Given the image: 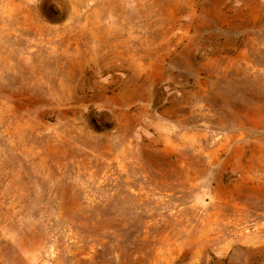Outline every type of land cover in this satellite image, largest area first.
Wrapping results in <instances>:
<instances>
[{
	"label": "rangeland",
	"instance_id": "obj_1",
	"mask_svg": "<svg viewBox=\"0 0 264 264\" xmlns=\"http://www.w3.org/2000/svg\"><path fill=\"white\" fill-rule=\"evenodd\" d=\"M0 264H264V0H0Z\"/></svg>",
	"mask_w": 264,
	"mask_h": 264
}]
</instances>
